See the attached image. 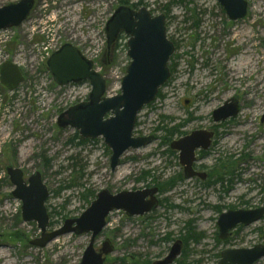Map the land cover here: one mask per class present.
Masks as SVG:
<instances>
[{
  "label": "rangeland",
  "instance_id": "1",
  "mask_svg": "<svg viewBox=\"0 0 264 264\" xmlns=\"http://www.w3.org/2000/svg\"><path fill=\"white\" fill-rule=\"evenodd\" d=\"M20 1L0 0V7ZM36 1L23 26L0 34V62L17 63L26 78L15 93L0 84V264H81L91 240L90 234H69L44 249L32 246L42 233L36 222H23L8 168L20 169L26 182L41 174L50 193L48 233L80 218L102 191L158 189L161 206L154 213L109 216L95 243L97 251L107 240L114 247L105 264H154L179 240L183 252L174 264H220L226 250L264 246V219L238 226L226 240L218 227L224 213L264 208V0H244L248 14L234 22L217 0ZM121 6L146 8L153 17L170 6L168 37L177 48L170 81L140 113L134 132L155 142L128 151L113 172L102 138L83 140L76 129L58 127L64 112L87 102L90 84L59 87L45 60L71 44L95 60L107 81L106 97L119 95L131 63L128 38L108 56L105 27ZM232 99L239 102L238 117L215 124L213 113ZM167 126H181L173 139ZM197 130L215 134L213 146L196 155L205 182L186 180L180 154L170 150Z\"/></svg>",
  "mask_w": 264,
  "mask_h": 264
},
{
  "label": "water",
  "instance_id": "2",
  "mask_svg": "<svg viewBox=\"0 0 264 264\" xmlns=\"http://www.w3.org/2000/svg\"><path fill=\"white\" fill-rule=\"evenodd\" d=\"M227 13L229 20H243L247 16L248 3L244 0H217ZM35 0H22L0 8V31L21 27L30 17ZM121 34L129 38L127 56L131 60L121 83L120 94L105 97L107 83L103 75L94 70V63L71 44L64 45L47 62L48 71L59 87L88 82L92 88L88 101L71 107L63 113L58 122L61 129L79 131L83 140L102 138L112 152L111 170L121 166L123 156L130 150L147 148L155 141L153 136L134 137L139 114L152 104L166 83L171 71L169 63L175 53L173 43L167 37L165 17H152L143 8L134 11L130 7H119L106 26L107 55L115 47ZM1 84L9 92L16 91L24 83V77L17 65L6 62L0 68ZM240 113L237 99L228 101L212 115L215 124L237 118ZM213 132L197 130L191 135L176 140L171 150L180 154L179 164L184 168L186 180L207 174L194 170L197 151L207 152L213 145ZM8 176L14 187L12 197L22 203L24 223L36 222L42 235L30 244L39 249L46 248L59 237L74 234L91 235L81 264H105L106 257L114 253L109 240L97 252V238L107 227V219L114 212H124L127 217H144L159 208L158 189L122 192L117 195L102 191L91 207L80 218L67 220L51 233L50 217L46 201L50 196L40 173L24 180L20 169L8 168ZM264 219V208L253 211H232L220 216L219 238L226 240L238 226L250 227ZM183 242L177 241L168 256L154 264H174L183 252ZM264 258V246L254 249H233L223 252L220 264H255Z\"/></svg>",
  "mask_w": 264,
  "mask_h": 264
},
{
  "label": "flooded vegetation",
  "instance_id": "3",
  "mask_svg": "<svg viewBox=\"0 0 264 264\" xmlns=\"http://www.w3.org/2000/svg\"><path fill=\"white\" fill-rule=\"evenodd\" d=\"M36 4H37V1L35 0V5H34V8H35V6H36ZM3 7H5V6H3ZM222 7V6H221ZM0 8H2V7H0ZM34 8H33V10H34ZM131 9H133L134 11H138L139 9H137L136 7H134V6H132L131 7ZM164 10L161 12V13H159V16H164L165 17V26H166V30H167V37H168V23L170 22V19H171V15H170V11H171V7L169 6V7H166V6H164V8H163ZM224 10V9H223ZM33 12V11H32ZM225 12V11H224ZM227 14V13H226ZM152 15V14H151ZM31 16V15H30ZM159 16H157V18L159 17ZM30 18V17H29ZM29 18H28V20H29ZM229 18V17H228ZM27 20V21H28ZM26 21V22H27ZM230 21V20H229ZM25 22V23H26ZM232 22V21H231ZM24 23V24H25ZM121 37H123V35H121L119 38H121ZM168 39H169V41L170 42H172L173 43V46L175 47V52H176V46H175V43L170 39V37H168ZM175 54V53H174ZM173 54V55H174ZM172 55V56H173ZM172 58V57H171ZM173 59V58H172ZM172 59H171V62H172ZM171 62H170V64H171ZM169 64V65H170ZM169 69H170V67H169ZM215 135V134H214ZM155 138V137H154ZM215 138V137H214ZM155 140H156V138H155ZM155 142V141H154ZM153 142V143H154ZM214 143V142H213ZM213 146V145H212ZM170 150H171V148H170ZM172 151V150H171ZM172 152H174V151H172ZM201 152H203V151H201ZM171 153V152H170ZM176 153V152H175ZM178 153V152H177ZM196 162H197V158H196ZM121 165H122V162H121ZM196 165V164H195ZM184 169V168H183ZM194 170L198 173L199 171L198 170H196L195 169V166H194ZM200 173V172H199ZM205 174V173H204ZM198 178H200V177H198ZM198 178H194V179H198ZM201 179V178H200ZM24 180H25V175H24ZM202 180V179H201ZM208 180V174H207V179L205 180V181H207ZM26 181V180H25ZM203 181V180H202ZM204 181V182H205ZM221 181H219V183H220ZM27 183H28V181H27ZM155 189V188H154ZM146 190H150V189H146ZM158 192H159V190H158ZM158 198V197H157ZM159 200V199H158ZM160 206H161V204H160V201H159V208H160ZM107 225H108V223H107ZM107 228V227H106ZM105 228V229H106ZM231 236V235H230Z\"/></svg>",
  "mask_w": 264,
  "mask_h": 264
},
{
  "label": "trees",
  "instance_id": "4",
  "mask_svg": "<svg viewBox=\"0 0 264 264\" xmlns=\"http://www.w3.org/2000/svg\"><path fill=\"white\" fill-rule=\"evenodd\" d=\"M177 2L178 1H180V0H176ZM123 4H127L126 2H123ZM136 7V6H135ZM171 69V68H170ZM171 71H172V69H171ZM167 120H170V121H172V119H167ZM181 126H178V127H175L174 129H171V130H168V126H167V133H166V135L168 136V140H170L171 138L173 139L174 137H175V135H177L178 134V132H179V128H180ZM220 179L221 178H219L218 179V181H220ZM222 180V179H221ZM172 182H169V184H171Z\"/></svg>",
  "mask_w": 264,
  "mask_h": 264
},
{
  "label": "bare ground",
  "instance_id": "5",
  "mask_svg": "<svg viewBox=\"0 0 264 264\" xmlns=\"http://www.w3.org/2000/svg\"><path fill=\"white\" fill-rule=\"evenodd\" d=\"M238 36V38L240 37V35H237ZM250 67V66H249ZM252 74V73H251ZM251 74H249V75H251ZM260 82H258V84H259ZM262 83H260V85H261Z\"/></svg>",
  "mask_w": 264,
  "mask_h": 264
},
{
  "label": "built area",
  "instance_id": "6",
  "mask_svg": "<svg viewBox=\"0 0 264 264\" xmlns=\"http://www.w3.org/2000/svg\"><path fill=\"white\" fill-rule=\"evenodd\" d=\"M1 38H2V37H1ZM48 49H49V47H47L45 50L48 51ZM48 55H49V54H47V56H48Z\"/></svg>",
  "mask_w": 264,
  "mask_h": 264
}]
</instances>
